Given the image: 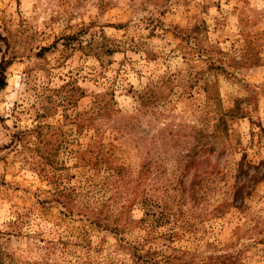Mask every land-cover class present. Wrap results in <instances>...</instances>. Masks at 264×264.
I'll return each instance as SVG.
<instances>
[{"label":"rangeland","instance_id":"1","mask_svg":"<svg viewBox=\"0 0 264 264\" xmlns=\"http://www.w3.org/2000/svg\"><path fill=\"white\" fill-rule=\"evenodd\" d=\"M0 64V264L62 263L57 240L96 264H131L138 243L159 261L264 264V0H0ZM150 85L161 99L138 115ZM75 87L73 112L117 113L66 124ZM99 140L131 177L149 157L158 171L131 191L76 159ZM61 189L78 212L54 201Z\"/></svg>","mask_w":264,"mask_h":264},{"label":"trees","instance_id":"2","mask_svg":"<svg viewBox=\"0 0 264 264\" xmlns=\"http://www.w3.org/2000/svg\"><path fill=\"white\" fill-rule=\"evenodd\" d=\"M75 35L71 36H65V37H60L62 39V45L63 47H68L69 42L75 38ZM89 45V44H88ZM42 51V50H41ZM110 50L108 49H103L101 54H109ZM97 56V55H96ZM166 82V80L164 81ZM163 80L159 81V84L164 83ZM5 86L4 82V76H3V66L0 64V90ZM156 85H150L148 86L144 91H142L140 94L137 96V101H138V108H137V113L136 114H142L145 115L148 112V108L152 106L158 99L160 98V95L156 92L157 88H154ZM62 89V88H61ZM72 91L71 95H68L67 100L68 103L67 105L69 106L70 112L72 110V107L74 105L75 101V92L78 91V89L71 88ZM107 103L100 105L99 103H94L92 108L84 113L83 115H78L77 113L73 112L72 114L68 115L65 112V109L63 111L62 118L64 119V122L68 125H72L75 128H92L95 125L94 123L99 121L101 118H110L111 116L115 115L117 113L116 110H108L107 108ZM99 128V127H97ZM119 130L118 132H127L131 129H128L127 126H124L123 129H117ZM20 132L16 131L14 134L11 135L10 137V142H14L17 140V136ZM59 149V143L57 141H52V156L56 153V151ZM103 145L101 143V140L98 141V144L95 145H89L87 144L86 147L84 148H78V151H76V159L80 161L83 165L89 166L93 168L94 170L99 169L100 164H104L106 166V169L109 170L110 175L112 177H115V181L118 182L120 185H128L131 188V191L137 192L138 189L141 186V183L143 182L144 179H146L149 175H152V173L155 171L157 172L158 170L155 169V165H153V162L151 161V158L149 157L146 162L135 171V176L131 177L130 171L127 169L115 165L112 166L109 163L110 159V154H107L103 152ZM198 151H191L189 155H185L182 157L183 159L186 160L185 165L183 168L185 170H188L190 168H194V170H198V166L200 165L201 162H198V159H195V155L197 154ZM83 157V158H82ZM197 177V174L194 176ZM113 183V182H112ZM140 198L138 201H133V204H139L142 206L145 215L148 214V211H150L151 207L147 203L145 199V194L142 192L140 194ZM54 201L59 204L64 212L67 214H71L74 211H77L75 208V205L73 203V199L70 196L69 193H67L64 190H59L53 195ZM91 219H88L86 217L85 221H88V223L92 226L98 227V228H106V225H100L101 219L97 216L99 213L95 212L93 213L92 211H87ZM117 227H114V231L116 232ZM114 232V233H115ZM121 241V240H120ZM123 242V241H122ZM52 246V254H54L56 251L58 253H61L60 256H62V263H57L53 262L52 264H96L97 262L95 260H92L89 257L83 258L80 256H72L68 260L65 257V243L60 242L59 240L55 242L50 243ZM121 247V245H119ZM123 247V245H122ZM126 248V254L129 256L128 260L130 261L131 264H240L235 257H233L231 254H218V255H213V256H208L205 259L199 260L198 263H194L193 257H189L186 260L183 259V252H180L179 250H174L171 249L172 252L179 251L178 254H172V255H161V261L157 260L155 258L156 253L150 250H144V247L142 244L138 243L136 245H125ZM8 264H13L11 260H8Z\"/></svg>","mask_w":264,"mask_h":264}]
</instances>
